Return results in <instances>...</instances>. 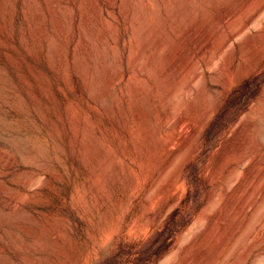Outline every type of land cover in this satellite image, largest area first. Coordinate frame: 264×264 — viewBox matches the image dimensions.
Wrapping results in <instances>:
<instances>
[{
    "label": "rangeland",
    "instance_id": "1",
    "mask_svg": "<svg viewBox=\"0 0 264 264\" xmlns=\"http://www.w3.org/2000/svg\"><path fill=\"white\" fill-rule=\"evenodd\" d=\"M0 264H264V0H0Z\"/></svg>",
    "mask_w": 264,
    "mask_h": 264
},
{
    "label": "bare ground",
    "instance_id": "2",
    "mask_svg": "<svg viewBox=\"0 0 264 264\" xmlns=\"http://www.w3.org/2000/svg\"><path fill=\"white\" fill-rule=\"evenodd\" d=\"M184 116V115H183ZM190 119V118H189ZM199 129V128H198ZM202 130V129H201ZM184 134V133H183ZM198 136V135H197ZM196 139V138H195ZM194 140V139H193ZM179 142V141H178ZM190 142V141H189ZM192 144V143H191ZM183 145V144H182ZM190 145V144H189ZM186 146V145H185ZM182 150V149H181ZM186 150V149H185ZM187 154V153H185ZM172 167V166H171ZM170 169V168H169ZM168 171V170H167ZM165 176V175H164ZM220 234V233H219Z\"/></svg>",
    "mask_w": 264,
    "mask_h": 264
}]
</instances>
